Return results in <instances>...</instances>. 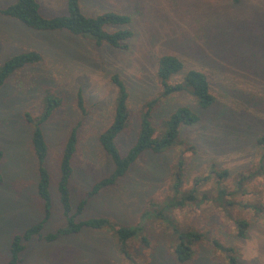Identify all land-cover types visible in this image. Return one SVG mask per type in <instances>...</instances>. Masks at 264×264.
Segmentation results:
<instances>
[{"label": "rangeland", "instance_id": "obj_1", "mask_svg": "<svg viewBox=\"0 0 264 264\" xmlns=\"http://www.w3.org/2000/svg\"><path fill=\"white\" fill-rule=\"evenodd\" d=\"M15 1L0 0V8ZM38 1L44 17L68 14V0ZM82 9L89 17L107 12L132 16L127 26L135 34L130 50L98 46L91 36L37 31L0 15V67L25 52L42 56L40 63L26 66L0 91V264H8L14 237L45 217L38 190L39 162L31 143L36 127L49 148L52 210L43 229L46 236L67 227L58 180L72 131L77 128L79 140L70 185L76 213L93 186L114 170L99 142L113 121L117 92L111 76L118 73L130 93V122L117 139L125 155L136 141L143 109L159 94L157 62L163 55L179 57L186 70L206 73L217 99L212 108L201 110L190 96L179 94L162 101L154 114L153 126L160 135L164 120L179 107L198 112L201 122L183 130V138L195 145L196 153L187 146L186 151L146 152L117 185L90 199L76 217V222L105 218L106 228L84 229L53 242L35 237L27 243L21 264H264V178L253 181L248 195L240 199L261 211H241L238 206L227 211L203 204L145 215L151 207L167 208L161 204L164 200L176 201L170 174L179 159L186 162V190L213 166L228 170L231 182L258 163L261 150L256 139L264 132V0H240L237 5L232 0H83ZM183 76L172 82H181ZM49 96L59 103L42 122ZM238 219L248 223L244 237ZM116 226L137 231L138 237L125 249L114 235ZM194 231L205 239L197 245L194 259L181 263L175 253L178 237ZM213 241L233 248L235 262Z\"/></svg>", "mask_w": 264, "mask_h": 264}, {"label": "trees", "instance_id": "obj_2", "mask_svg": "<svg viewBox=\"0 0 264 264\" xmlns=\"http://www.w3.org/2000/svg\"><path fill=\"white\" fill-rule=\"evenodd\" d=\"M83 0H68V14L52 18L44 17L41 12V5L38 0H16L15 3L7 8H0V15L9 17L26 25L28 28L37 31H65L74 36H91L98 46L107 45L111 48L128 51L130 42L135 36L134 32L127 26H130L133 18L127 14L116 12H107L97 17L87 16L82 9ZM237 5L240 0H232ZM118 27L115 31H109L106 28ZM42 56L38 52H25L16 55L6 61L0 67V91L11 79L21 72L28 65L40 63ZM184 73L183 80L173 83L174 77ZM157 81L160 87L156 98L148 101L143 109L137 138L134 145L123 155L117 144V139L127 129L130 122L129 98L130 93L124 80L118 73L111 76V82L116 90L115 108L113 121L111 125L99 136V142L111 159L114 170L111 175L96 183L88 193L86 199L80 202L76 213L73 212L71 196V180L74 175L73 162L78 150V132L75 128L68 138L65 151L62 156L60 166V176L58 180V195L60 204L67 219V227L59 230L55 234L43 235V229L51 217V193H50V174L46 167V160L49 154V148L43 131L36 127L31 143L39 162L40 181L38 185L39 195L45 202V217L42 221L26 230L22 235H16L12 241L11 252L8 264H21L23 262V253L26 250L27 243L35 237L41 240L53 242L62 235L78 234L84 229L102 230L106 228L109 221L105 218H92L87 221L76 222V217L84 212L90 199L99 195L103 190L118 184L135 165L140 157L146 152L154 154H164L172 150L183 149L187 146L188 150L196 153L195 145H189L183 138L185 128L194 127L201 122V116L198 112L188 106L179 107L163 122L162 133L156 135V129L153 126L154 114L159 109L162 101L170 99L179 94L190 96L197 104L199 109L207 110L216 104V97L212 93L211 84L206 73L198 69L186 70L185 63L175 55H163L157 62ZM81 107L83 98L78 96ZM58 99L49 96L46 112L42 116V122L48 120L52 115ZM256 146L261 150L259 152L258 163L248 172H242L231 182V173L225 169H216L211 167V172L207 176L196 177L190 189H185L186 181V162L183 159L177 161L176 170L170 174V180L173 181L171 194L176 196V201L164 200L162 205L167 208L156 211L153 207L146 212V216L152 213L163 214L165 210H176L188 206H201L203 204L211 206H221L227 211L236 206L241 211L258 210L261 207L240 200L242 196L248 195L251 188L250 184L258 178H264V132L260 133L256 139ZM3 153L0 151V184L3 183L1 165ZM227 181L230 183L227 185ZM211 184V189L205 188ZM164 217V216H157ZM240 236L244 237L248 228V223L238 219ZM138 230V229H137ZM140 230V229H139ZM121 249H125L128 243L138 237L134 228L116 226L114 233ZM205 239L203 233L194 231L181 233L176 243L175 253L181 263H187L194 259L196 247ZM146 242V237H143ZM215 248L225 252L228 259L234 263V249L222 245L218 241H213ZM122 251V250H121ZM232 253V255H231Z\"/></svg>", "mask_w": 264, "mask_h": 264}]
</instances>
